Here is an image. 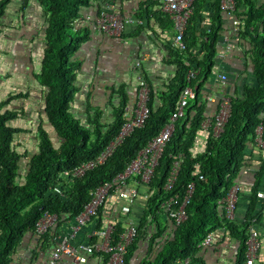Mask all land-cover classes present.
<instances>
[{"label":"trees","instance_id":"obj_1","mask_svg":"<svg viewBox=\"0 0 264 264\" xmlns=\"http://www.w3.org/2000/svg\"><path fill=\"white\" fill-rule=\"evenodd\" d=\"M10 1L0 0V18ZM37 1L46 16L45 49L39 76L46 87L45 112L54 134L41 124L38 150L28 158L12 144L17 129L7 125L11 114L0 113V264L14 261L27 234L33 238L38 236L35 224L45 211L58 214L56 227H59L60 223L72 220L83 210L91 198V190L126 168L169 120L188 83L186 74L190 69L199 70L191 82L196 95L186 106L184 115L176 121L173 135L148 184L149 196L124 264L130 263L142 241L149 246L148 254L138 264H177L179 259L186 257L194 261L206 234L221 226L241 241L237 264H245V241L251 222L246 220L241 225L234 224L233 219L226 217L220 200L236 183L256 144V128L260 123L264 124V0H235V16L240 22L235 37H238L244 54L254 67L256 82L245 84L240 94L232 96L231 115L220 136H214L210 129L204 148L194 152L201 135V123L207 115V100L203 97L202 87L217 64L227 16L222 0H214L211 24L201 33L197 24L199 19H203V7L208 0H195L185 32L188 48L181 51L174 45L168 46L173 58L171 61L177 64L178 71L167 89L157 94L162 104L155 106L156 95L150 83V114L144 125L126 137L103 165L73 180L63 178L61 173L96 157L119 133L126 121L129 95L124 84L115 89L119 102L116 105L110 102L111 120H102L103 110L93 107L89 99L85 122L74 115L72 103L80 90L77 80L83 64L76 54L90 39L92 26L83 11L92 7L94 0ZM27 3L28 0H24L23 8ZM168 17L173 26L172 19ZM179 154L183 158L178 177L173 188L167 190L165 183ZM23 158H27L25 174L20 169ZM190 182H194L195 187L186 205L188 217L176 225L162 204L171 196H183ZM57 185L62 186L65 196L54 192ZM257 199L256 185L250 211L256 209ZM101 212L102 209L98 214L97 227L103 225L99 221ZM167 228L171 231L167 232ZM123 229L124 226L116 224L113 244L119 240ZM55 237L54 229L38 236L41 251L55 245ZM104 255L106 260L108 254Z\"/></svg>","mask_w":264,"mask_h":264},{"label":"crops","instance_id":"obj_2","mask_svg":"<svg viewBox=\"0 0 264 264\" xmlns=\"http://www.w3.org/2000/svg\"><path fill=\"white\" fill-rule=\"evenodd\" d=\"M23 2L24 0H11L0 18V113L11 114L7 125L17 129L12 144L19 153L26 154L29 158L38 150L40 125L44 124L52 135L54 132L45 112L46 87L39 76L45 49L46 16L37 0H28L25 8ZM213 2L214 0H208L204 4L203 19H199L197 24L201 33L211 24ZM93 3L92 7L83 11L88 22L93 23L105 8L124 17H131L133 21L126 24L120 37L90 26V39L82 44L76 54L83 64L77 80L80 90L72 103V112L74 113L76 106L83 107L82 118L74 115L84 122L89 99L93 107L103 110L102 120L108 119L112 116L110 102L114 105L119 102L115 89L122 84L126 85L128 107L132 109L138 97L139 79L146 77L145 80L151 83L156 95L155 106H160L162 101L158 92L167 89L168 83L178 71L177 64L171 61L173 58L168 48L173 46L176 30L174 25H170L172 23L168 14L162 10L161 0H94ZM232 21L227 13L217 64L202 87L203 97L207 100L206 114L209 116L217 112L220 95L240 94L245 84L256 82L254 67L244 54L239 40L234 37ZM222 73L228 75L227 82L221 80ZM82 111L78 109V112ZM199 138L198 146L201 151L205 146L206 133L202 132ZM254 145L246 165L236 178L240 194L232 221L241 225L246 220L252 222L256 218L254 225L261 241L256 264H264V210L260 200H256L254 211L249 210L254 187L257 185V191H264V148ZM20 165L21 173L25 174L27 158H23ZM148 196L149 186H138V195L130 212L124 213L121 207L127 201L113 195L102 208L99 221L103 225L113 222L125 226L129 221L139 224ZM97 223L96 219L85 227L76 240L86 239V234ZM71 224L72 220H66L59 227L55 226L56 235L69 234ZM170 231L167 228V232ZM213 233L212 244L200 247L196 260L191 264H237L242 247L239 238L222 226ZM37 237L27 234L11 264H46L49 261H45L46 257L43 256ZM53 247L54 245L50 249ZM148 248L146 242L142 241L129 264H138L148 254ZM86 259L84 263H76L64 256L60 264H103V258L98 254H86Z\"/></svg>","mask_w":264,"mask_h":264},{"label":"built area","instance_id":"obj_3","mask_svg":"<svg viewBox=\"0 0 264 264\" xmlns=\"http://www.w3.org/2000/svg\"><path fill=\"white\" fill-rule=\"evenodd\" d=\"M195 0H161V8L166 12L174 23L176 30L173 37V45L185 51L188 44L185 40V32L191 14L194 10ZM222 8L232 18L234 29V37L239 30V20L235 17L236 1L235 0H222ZM130 17H124L110 8L103 9L100 14L94 19L92 25L112 36L120 37L127 23L132 22ZM238 39V37H235ZM197 69H190L186 74L187 85L181 92L176 109L172 112L169 120L163 125L161 130L154 135L149 142L131 160L126 168L117 173L112 178L101 182L96 188L90 192V200L85 204L83 210L72 218V224L69 234H57L55 237L56 243L51 250V256L46 264H60L64 256L71 258L76 263H84L86 254H98L102 256L104 264H124L125 256L129 245L137 235V224L129 221L122 230L119 240L113 244L112 234L116 224L107 222L101 227L97 224L93 226L92 230L86 234V239L77 241V235L90 223L98 218L99 211L104 207L110 197L116 195L120 199L127 201V204L122 205L121 210L124 213H129L131 206L134 204L136 196L138 195V186L148 185L154 176L155 169L159 164V160L170 141L175 130L176 121L184 115L185 108L190 100L196 95L194 87L191 82L198 74ZM221 80L227 82L228 75L222 73ZM150 82L140 78L138 97L133 108H125L126 121L122 125L119 133L108 143V145L94 158L83 161L72 169L64 170L61 176L68 180L83 177L87 172L94 168L103 165L108 158L115 152L126 137H128L136 128L142 127L150 114L149 99H150ZM209 99L211 97L208 96ZM232 109V95L222 94L218 97V110L214 115H206V118L201 123V133H206L211 129L213 135L218 137L224 131L225 124L231 115ZM197 139L194 152L199 151V140ZM255 142L258 146L264 148V124L260 123L255 132ZM206 143V142H205ZM183 155L179 154L175 157L173 166L167 177L165 189L171 190L177 180L180 165ZM194 182H190L187 190L183 196L174 195L169 197L163 202V206L172 218L176 225L182 223L187 217L186 205L193 194ZM54 192L65 196L64 189L61 185L54 188ZM240 187L239 184L234 183L228 191V194L220 200L224 206L225 215L229 219L235 216L236 207L239 200ZM257 197L261 202L262 209L264 210V191H257ZM59 216L56 213L45 211L43 215L36 221L35 233L40 236L54 227L58 223ZM256 218L252 219L249 226L248 237L245 241L246 244V264H256L259 256L261 241L259 232L255 228L254 222ZM96 239L92 241V239ZM214 239V233L209 232L206 234L199 247L209 246ZM104 254H108L105 258ZM190 257L179 259L177 264H191Z\"/></svg>","mask_w":264,"mask_h":264},{"label":"rangeland","instance_id":"obj_4","mask_svg":"<svg viewBox=\"0 0 264 264\" xmlns=\"http://www.w3.org/2000/svg\"><path fill=\"white\" fill-rule=\"evenodd\" d=\"M106 94V93H105ZM81 97V96H80ZM80 97H79V100H81L80 99ZM106 97L107 96H105V98L104 99H106ZM82 98V97H81ZM116 102H117V100H116ZM106 102H104V104H105ZM77 107V108H76ZM75 107V109H74V114H76V116H79V117H83V111H84V109H83V107H81V106H76ZM78 109L80 110V111H82V113H80V112H78ZM76 110V111H75ZM109 114H111V113H109ZM110 116V115H109ZM111 118H112V116H110L108 119L109 120H111ZM85 122V121H84ZM51 249L50 248H47L45 251H42V253H43V256L44 257H46L45 259V261H47V260H49V258H50V256H51Z\"/></svg>","mask_w":264,"mask_h":264}]
</instances>
